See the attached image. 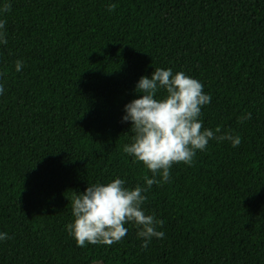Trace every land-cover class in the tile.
I'll list each match as a JSON object with an SVG mask.
<instances>
[{
    "label": "trees",
    "instance_id": "trees-1",
    "mask_svg": "<svg viewBox=\"0 0 264 264\" xmlns=\"http://www.w3.org/2000/svg\"><path fill=\"white\" fill-rule=\"evenodd\" d=\"M7 2L0 233L9 239L0 264H264V0ZM155 68L200 81L211 95L203 127L241 143L210 140L146 193V214L164 221L162 239L142 248L128 223L120 242L80 247L66 227L74 191L151 177L123 151L133 133L122 117Z\"/></svg>",
    "mask_w": 264,
    "mask_h": 264
},
{
    "label": "clouds",
    "instance_id": "clouds-1",
    "mask_svg": "<svg viewBox=\"0 0 264 264\" xmlns=\"http://www.w3.org/2000/svg\"><path fill=\"white\" fill-rule=\"evenodd\" d=\"M115 4L108 10L114 11ZM11 4L5 0L0 13H7ZM0 19V43L7 44L5 25ZM23 61L15 62L20 71ZM203 84L184 72L173 74L171 68H155L148 75H142L135 91L142 93L124 106L122 122L131 121V142L123 146V151L151 172L145 175L144 183L126 187V181L119 177L106 183H91L83 192L74 191L72 196L73 221L67 227L80 247L86 244L112 245L120 242L128 232L126 224L137 228V236L142 240V248H147L153 237L162 239L164 221L154 214H146L143 205L146 193L154 184L170 181V170L174 164L191 165L197 151L206 150L210 140L231 141L239 146L241 139L230 131L204 128L199 119L202 107L211 102V95L203 91ZM164 90L166 95L158 97ZM4 87L0 84V94ZM251 119V113L242 114L238 122ZM159 177V179H158ZM9 239L7 233H0V241Z\"/></svg>",
    "mask_w": 264,
    "mask_h": 264
}]
</instances>
